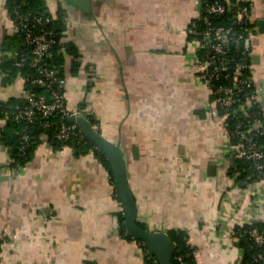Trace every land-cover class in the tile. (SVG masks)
Here are the masks:
<instances>
[{"label":"crops","instance_id":"0c3cea01","mask_svg":"<svg viewBox=\"0 0 264 264\" xmlns=\"http://www.w3.org/2000/svg\"><path fill=\"white\" fill-rule=\"evenodd\" d=\"M45 1L53 17L65 8L66 103L122 143L139 221L185 230L197 264H238L232 230L264 220V179L241 184L228 173L224 117L211 112L196 66L200 40L190 36L205 0H88L89 10ZM251 1L252 78L264 102V0ZM16 32L0 0V62ZM25 97L23 76L9 82L0 70V101ZM7 129L0 117V137ZM9 155L0 138V264H151L141 241L122 232L124 205L95 149L43 143L20 167Z\"/></svg>","mask_w":264,"mask_h":264},{"label":"trees","instance_id":"16d2710c","mask_svg":"<svg viewBox=\"0 0 264 264\" xmlns=\"http://www.w3.org/2000/svg\"><path fill=\"white\" fill-rule=\"evenodd\" d=\"M214 0H205L204 7L206 3ZM225 4H231L232 10L226 11L224 13H208L203 11L201 15L196 18L190 29H195L198 31H204L207 25V19L211 21L213 28L223 27L225 29L231 28L228 34V40H222L225 48V64L226 69L221 70L219 75L212 78L213 90H218L221 86H228L233 84L232 77L234 76L235 70L241 62L247 64L246 67L242 68L241 77L245 78L247 76H252V57L249 54H245V36L249 33L255 31L256 23L247 20L246 16L239 18L238 12L244 6H252V1H238V0H220ZM9 9L12 16L17 22L16 10L26 13L28 11H35L36 9L42 10L45 15L50 16L52 19L46 23V25L54 30L55 42L50 49V54L46 56V60L51 66L57 69L58 76L64 77L60 68L63 63L64 52L63 45L60 43V30L63 24V13L64 9L60 7L57 16L53 17V13L48 10L45 0H7ZM190 36H202L199 34L191 33ZM25 33L23 30H17V32L9 37V40L5 43V53L1 57L0 70L5 74V78L10 82L14 80L18 75L24 76L27 72L33 71L29 65L18 66L16 64L17 57L30 50V47L25 43ZM69 50V48H68ZM7 51V52H6ZM13 53H17L12 54ZM72 53L71 50H69ZM202 56L205 52L204 50H199ZM17 56V57H16ZM250 64V65H249ZM26 90L33 91L36 94L48 93L46 87L33 85L31 83L25 82ZM235 101L229 110V115H227L228 130L233 144H238L239 141L245 142L246 145L250 143H256L260 150L264 154V105L261 100L257 102H252L249 104L247 101L251 94H258L259 91L257 86L253 82L246 87V90L238 91L235 88ZM217 95V94H216ZM212 94V98L216 97ZM27 106H32L28 98H18L12 99L10 102L0 101V117L7 120V125L9 129L4 131L1 135V140L8 145L10 151V165L13 167H20L30 161L33 157L36 148L48 140L52 143L54 148H60L64 145L72 146L78 154H84L90 149H95L96 154L102 159L104 164L110 169L112 174V168L110 162L106 158L103 151L98 148L92 141L88 138H78L73 137L68 140H61L57 137L62 122H71L68 116H63L61 111H54L48 116H43L42 114H34L33 121L28 119H14V112L20 108H25ZM223 107H219V113L223 115L225 113ZM93 124H96V119L92 116H88ZM242 121V125L238 126V122ZM26 129L30 134L29 142L26 148L23 150L21 148V140L23 129ZM250 130V131H249ZM238 132H245L248 136L247 139L242 140ZM258 164H264V155L260 159L256 158H245L241 155L233 154L231 156V165L229 168V174L234 176L237 181L241 184H247L249 182L258 181L264 179V176H259V171L257 169ZM119 219L121 223L122 232L129 238H134L132 235L128 234L125 230L124 225V210L119 214ZM143 227H147L143 222L139 221ZM253 227H257L260 231H264V220L254 221L250 224L237 225L236 231L240 232V238L237 241L243 251V259L239 264H246L248 260L252 257V254L260 252L261 248L257 247L252 241L248 231ZM168 233L171 238L177 242V249L173 257V264H197L195 258V246L190 243V238L188 233L182 229H169ZM136 239V238H135ZM144 251L147 254L148 261L151 264H160L159 260L147 252L146 246L143 244ZM181 256L183 259L179 260L178 257ZM183 261V262H182ZM264 263V262H263Z\"/></svg>","mask_w":264,"mask_h":264},{"label":"built area","instance_id":"2783aa9c","mask_svg":"<svg viewBox=\"0 0 264 264\" xmlns=\"http://www.w3.org/2000/svg\"><path fill=\"white\" fill-rule=\"evenodd\" d=\"M249 2L251 0H238ZM232 10L231 4H225L220 0H214L206 3L204 11L208 13H224L226 11ZM239 18L246 16L247 20L253 22V8L252 6H244L238 12ZM16 29L23 30L25 33V43L30 50L17 57L16 64L18 66L29 65L33 71L27 72L23 76L24 81L28 84L39 85L46 87L48 93L36 94L33 91L27 90V98L32 106H27L25 108H20L14 112V119H28L33 121V116L36 114H42L43 116H48L54 111H61L63 116H70L78 114L82 111L80 108L69 107L65 99V87L66 79L64 77L58 76L57 69L54 66H51L46 60V56L50 54V49L55 42L54 30L46 25L52 18L45 15V13L36 9L35 11H28L22 13L21 11L16 10ZM206 29L204 31H198L195 29H190V33L201 34L200 40V50H204V54L201 56L198 52L196 56V66L198 70L199 78L207 85L211 90L212 94L216 95L213 101L215 106L212 108L211 112L214 115H221L219 113V107H223L225 113L221 116L224 117L223 125L228 132L229 136V156L233 154H239L245 158H256L260 159L263 157V152L260 150V147L256 143H250L248 145L243 141H239L238 144H233L230 133L228 130L227 115H229V110L235 101V88L238 91L246 90V87L253 82L252 76H247L245 78L241 77L242 68L246 67L247 64L241 62L237 66L234 76L232 77L233 84L228 86H221L218 90L214 91L212 86V78L216 75H219L221 70L227 68L225 62V48L222 40H228V34L231 31V28L225 29L223 27L213 28L211 21L207 19ZM252 33H249L245 36L244 44L245 54H249L252 57L251 49V40ZM12 54H17L13 53ZM250 65V64H249ZM251 66V65H250ZM260 101L258 94H251L248 98L249 104L252 102ZM85 113V112H84ZM87 117L88 115L85 114ZM238 126L242 125V121L238 122ZM97 128V125L94 124ZM250 131V130H249ZM240 138L245 140L248 138L245 132H238ZM57 137L61 140H68L73 137L86 138L80 131L79 125L75 122H62L60 125L59 132ZM30 134L24 128L21 140V148L24 150L29 142ZM43 143L49 144L53 147L52 143L48 140ZM41 143V144H43ZM257 169L259 171V176H264V164H258ZM254 244L261 248L260 252L252 254V257L248 260L246 264H264V231H260L257 227H253L248 231ZM233 239L237 242L239 240L240 232H237L234 228L232 230ZM3 239L4 235L0 237V252L3 248ZM191 243V242H190ZM192 244V243H191ZM243 252V251H242ZM243 255V254H242ZM179 260L183 258L178 257ZM243 256L241 257L238 264L242 261ZM183 262V261H182Z\"/></svg>","mask_w":264,"mask_h":264},{"label":"water","instance_id":"95a60500","mask_svg":"<svg viewBox=\"0 0 264 264\" xmlns=\"http://www.w3.org/2000/svg\"><path fill=\"white\" fill-rule=\"evenodd\" d=\"M69 1L71 4L79 5L85 10L90 9L88 0ZM260 25H264V20L260 21ZM262 103L264 104L263 101ZM69 119L79 125L81 133L100 148L110 162L114 186L124 205L126 232L142 241L146 246L147 252L155 256L160 264H173L172 261L177 249V242L171 238L168 231L143 227L139 223L138 202L129 181L128 158L122 143L106 137L94 126L90 118L83 111L70 116Z\"/></svg>","mask_w":264,"mask_h":264},{"label":"rangeland","instance_id":"374dc122","mask_svg":"<svg viewBox=\"0 0 264 264\" xmlns=\"http://www.w3.org/2000/svg\"><path fill=\"white\" fill-rule=\"evenodd\" d=\"M141 244H142V246H143L144 243L141 241Z\"/></svg>","mask_w":264,"mask_h":264}]
</instances>
